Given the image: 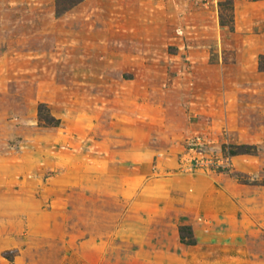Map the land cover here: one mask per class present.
<instances>
[{
  "label": "rangeland",
  "instance_id": "obj_1",
  "mask_svg": "<svg viewBox=\"0 0 264 264\" xmlns=\"http://www.w3.org/2000/svg\"><path fill=\"white\" fill-rule=\"evenodd\" d=\"M0 264H264V0H0Z\"/></svg>",
  "mask_w": 264,
  "mask_h": 264
}]
</instances>
